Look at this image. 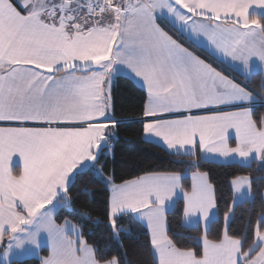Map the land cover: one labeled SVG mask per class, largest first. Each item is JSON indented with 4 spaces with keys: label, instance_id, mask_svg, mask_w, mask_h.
<instances>
[{
    "label": "snow or ice",
    "instance_id": "6c2138e0",
    "mask_svg": "<svg viewBox=\"0 0 264 264\" xmlns=\"http://www.w3.org/2000/svg\"><path fill=\"white\" fill-rule=\"evenodd\" d=\"M122 80L142 93L133 118L117 114ZM257 104L264 0H0V264H128L124 237L142 240L138 264H264ZM128 119L167 166L117 175L114 141ZM217 163L248 169L223 182L230 200ZM94 192L102 210L93 219L86 200L79 217H103L115 255L76 218ZM257 198L258 211L237 213Z\"/></svg>",
    "mask_w": 264,
    "mask_h": 264
},
{
    "label": "trees",
    "instance_id": "16d2710c",
    "mask_svg": "<svg viewBox=\"0 0 264 264\" xmlns=\"http://www.w3.org/2000/svg\"><path fill=\"white\" fill-rule=\"evenodd\" d=\"M116 95H117V114L124 118H133L138 114L137 105L141 103L142 93L139 90V86L136 84L135 87L125 83L123 80L116 85ZM257 111H264V106L260 104L256 105ZM138 125L131 119L127 122L122 123L118 129V135L115 138L116 146V160L115 168L118 176L131 177L137 174L138 167H144L148 164L167 166L168 160L164 159L165 153L162 148L157 146V144L152 142H146L148 139L141 138L137 133ZM212 168V175L214 181L220 182V191L225 199L230 200V193L228 191L227 185L223 183L234 171H248L247 168H242L239 165H227V164H214L210 165ZM256 165L253 164L252 168L255 169ZM254 175L258 173L254 172ZM88 187L98 188V182L89 184ZM255 187V185H254ZM259 189L264 191V185H260ZM87 203L91 205L96 211L93 212V219H95L97 213L102 210L103 200L102 192H94L93 198L88 199L82 197L81 200L77 201L74 205L76 218L81 220L84 226V232L90 242L96 241L100 250L103 252L105 250V245L109 244L108 248L109 255H115L118 251V246L114 240L111 239L108 230L105 228L103 223V217H101V223H93V220L79 217V213L84 211V205ZM259 199L254 202V205L249 203H238L237 213L239 214L242 209H246L250 206H255L256 210H259ZM225 210L223 202L221 203V214ZM67 215L68 213H62ZM175 231H184V229L179 228L175 223L172 225ZM142 243L130 237L123 238L124 247L127 248L128 254L125 257L128 264H138L139 256L136 254V249L138 244ZM42 255H46V249L41 251ZM16 264H39V260L36 257H27L23 260H18Z\"/></svg>",
    "mask_w": 264,
    "mask_h": 264
},
{
    "label": "crops",
    "instance_id": "0c3cea01",
    "mask_svg": "<svg viewBox=\"0 0 264 264\" xmlns=\"http://www.w3.org/2000/svg\"><path fill=\"white\" fill-rule=\"evenodd\" d=\"M197 54H198V55H201L202 58L207 57V58H209L210 60L213 59V55H212V53H211V50L207 49L206 46L198 47V49H197ZM217 63H221V62H220V61H217ZM221 67H223L226 71H229V72L234 71V69H235V70H238V66H234V68H229V67L227 66V64H224V63H221ZM257 70H258V69H257ZM137 85H138V83H137ZM138 86H139V85H138ZM146 139H148V138H146Z\"/></svg>",
    "mask_w": 264,
    "mask_h": 264
},
{
    "label": "rangeland",
    "instance_id": "374dc122",
    "mask_svg": "<svg viewBox=\"0 0 264 264\" xmlns=\"http://www.w3.org/2000/svg\"><path fill=\"white\" fill-rule=\"evenodd\" d=\"M39 255H40V256H43V255L41 254V252L39 253Z\"/></svg>",
    "mask_w": 264,
    "mask_h": 264
}]
</instances>
